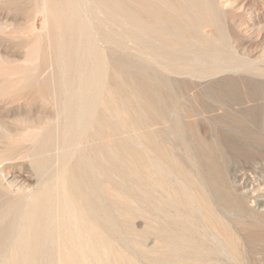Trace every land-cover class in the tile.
<instances>
[{
	"label": "bare ground",
	"instance_id": "obj_1",
	"mask_svg": "<svg viewBox=\"0 0 264 264\" xmlns=\"http://www.w3.org/2000/svg\"><path fill=\"white\" fill-rule=\"evenodd\" d=\"M126 1L52 2L56 4L54 19L60 16L65 21L64 31L56 27L51 35V30L46 33L57 40L60 63L55 77L52 73V77L32 80L41 54L34 42L37 38L28 41L26 49L20 48L22 62L20 58L16 63L15 56L11 58L15 63L0 58V264H264V208L255 206L252 175L235 168L230 181L224 178L218 147L200 133L194 138L202 148L200 162L194 165L197 175L190 169V160L188 168L185 157L177 156L164 141L170 132L181 141L190 139L186 116L196 126L193 131H199L201 115L195 106L184 102L185 117L179 115L180 93L192 91L198 97L205 88H228L239 82L259 88L264 84V57L229 63L231 50L223 48L214 58L227 63L213 70L210 50L214 55L216 43L224 37L216 34L218 28L211 32L202 22L205 15L215 20L221 0L176 3L186 16L195 17L196 25L204 24L202 28L210 32L200 36L190 29L187 32L188 28L185 31L184 25V31L180 30L181 17L169 19L165 15L169 9L160 8L174 0H136L133 6L129 0V7ZM96 7L111 14L108 34L102 35V24L94 21L97 17L91 8ZM119 19L128 25L129 37L139 42L137 48L154 45L153 60L167 64L177 77L166 74L167 65L160 68L161 63L150 72L132 61L111 67L115 59L102 42L116 47L119 35L127 34L120 33ZM141 49L140 61L154 62ZM169 62L187 63L183 70L181 63ZM127 64L132 71L124 68ZM242 70L250 72L243 77ZM199 104L204 116L210 114L218 125L229 127L231 143L245 135L247 117L242 114L246 111L240 114V109L246 105L234 106L239 112L231 108L224 112L226 107L223 111ZM125 129L133 135L126 133L129 143L120 145ZM234 147L243 151L239 145Z\"/></svg>",
	"mask_w": 264,
	"mask_h": 264
},
{
	"label": "rangeland",
	"instance_id": "obj_2",
	"mask_svg": "<svg viewBox=\"0 0 264 264\" xmlns=\"http://www.w3.org/2000/svg\"><path fill=\"white\" fill-rule=\"evenodd\" d=\"M47 1H49V2H47ZM53 1L54 0H0V40H2L4 38L2 40L3 41L2 44H0V58H3L4 60H11L12 62H14V61L16 62L17 60L19 61V59L21 58V56L18 53L19 51H21L20 48L22 50L26 49L27 48V43L32 42L35 38H37L34 42H35L36 46L37 47L39 46L38 48L41 49V54L39 55L40 58L38 59V63L35 62L36 68L38 67L35 70L36 74L34 72L33 75H32L33 77L31 76L33 78L32 80H34V81H35V79H36V81H38L39 79L42 80V78L44 79L45 77L46 78H49L47 75H49V76L51 75V77H52L53 74H54V77H55L56 74L58 75V73H57L58 70H59L58 63H60V62H58L56 60L58 58L57 57L58 56L57 55L58 54V50L56 49V47H57L56 46V43H57L56 41L57 40L56 41H53L52 39H49V36L52 34V29H54V28H55L54 31L58 27H59L58 28L59 31L60 30L61 31H64L65 29H63L64 28L63 26H65V24H64L65 21H63L62 18H60V16H56V19H54L55 10H56V4L53 5L55 3V2L52 3ZM124 1H126V0H124ZM217 1H220V0H217ZM128 2H129V0H127L124 3H127L126 5L128 6ZM130 2H132V3H130ZM130 2H129V6H131V5L133 6V4L136 2V0L135 1L131 0ZM180 2H183L181 4H184V3L187 2V0H174L172 2H167V4H164L163 6L160 5V8H162V10H165V11H166V9H169L170 10V11L167 10L166 13H165V15H167V17L169 19H171L172 16L175 17V18H178V17L180 18L181 17L180 20H179V18L176 19L177 21L179 20L177 22L179 26L182 24L180 26L181 27L180 30H183V28H184L183 25H184L186 27V28H184L185 31L188 28L187 29V32H189V29H190L191 33L193 32L194 34L196 33L195 35L200 36L199 33L200 32H205L206 33V29L207 28L211 32L214 31V30H216L218 28L216 30V32L217 31H219V32H217L216 34H219L218 35L219 37H221V36L224 37V40H218V41H220L219 42L220 44L219 43H216L217 44L216 45V48L218 46V49L217 50L214 49V51L212 50L214 55H212V52L210 50V55L213 56V57L210 56V59L211 60H208V61L211 63L212 67L214 66L213 67V70L216 69V68H219L221 66V64L227 63L226 61H223L225 63H222L220 61V58H216L217 60L214 58V56L217 54L215 52H218V50L222 51L223 48H224V50H226V52H230L229 50H231V53H228L230 55V58H228V62L229 63H230V61H232L233 63H235L237 61H241L242 59H244V60L241 61V62H244L245 60L247 61V60H249V58L252 59L253 57H264V0H221L220 1L221 2L220 3V6L221 7L218 5L221 9H220L219 13L216 14L217 16L216 15L214 16L215 17V20L212 19L213 17H210L208 15H205V16L206 17H210L209 19L206 18L205 16L203 17L204 20L202 18V20L204 21L202 23H204L207 28L206 27L202 28L204 24L203 25L201 24V26L196 25L197 24V20H194V18H195L194 16H193L194 18L188 17V15L186 16V14L183 13V10H181V8L178 6ZM47 3H49V6H47L49 8L46 7ZM217 3H219V2H217ZM53 6H54V10H52L53 9ZM169 6H170V8H168ZM219 7H218V9H219ZM98 8L97 7L95 9L94 8L93 9L91 8V11L94 10V13H95V14L94 13H91V14H93L92 16L94 17V19L96 17L98 18L97 15L101 14V15H99V18L98 19L96 18L94 21L97 20L96 21L97 25H99V23L102 24V26H99V28L101 27L100 29H101L102 35H104V33L108 34V33H110L112 31V27H110L111 26L110 25L111 24V19H110L111 18V16H110L111 14L109 13L108 10H106V8L105 9L103 7L102 8L100 7V9H98ZM175 9H177L178 11L175 10ZM47 10H50L49 13H46ZM51 10L54 11V12L52 13ZM171 10L174 11L173 12L174 15L172 14V11ZM105 11H107V12H105ZM40 12L42 14V17H41ZM169 12L171 14H168ZM178 13H181V14L178 15ZM50 15H53V16H50ZM170 15H171V17H170ZM175 15H178V16H175ZM108 16L110 18H107ZM188 18H191L190 19L191 21ZM205 18L207 20H205ZM40 19H42V20H40ZM47 20H49V21H47ZM54 20H55V22H57L58 20L59 21L61 20V21L60 22L58 21L57 24H56L54 22ZM108 20L110 21V23H109ZM208 20H210V21L212 20V22L210 23V21L208 22ZM45 21H47V22H45ZM98 21H100V22H98ZM119 21L120 22L118 23V29H119V31H121L120 33L121 34L127 33L128 31L126 30V28L129 29L128 25L127 26L124 25L125 24V21L122 22V20H120V19H119ZM181 21H183V22H181ZM195 21H196V24H195ZM188 22H190V23L188 24ZM192 22H193L194 25L192 24ZM42 23H43V25H42ZM49 23H51L52 25H50ZM59 23H62V24H60L61 26H57V25H59ZM103 23L105 25H103ZM186 24H188V25H186ZM44 25H46V26H44ZM207 25L208 26L209 25H213V26L211 28V26L208 27ZM47 26H49V27H47ZM50 26H52V27L54 26V27L52 28ZM190 26L191 27L198 26V27H196L197 29H194L195 27L194 28H191ZM172 27H173V29H175L174 26H172ZM200 27L202 29H199ZM215 27H216V29H215ZM44 29L46 31H43ZM102 29H104V30H102ZM192 29L193 30H197V31H193ZM50 30H51L50 35H47V34H49V33H47V31L50 32ZM199 30H201V31H199ZM54 31H53V33H54ZM125 31H127V32H125ZM209 31L206 34H209L210 33ZM36 33H39V34H36ZM99 33H100V31H99ZM129 34L130 33H127V34H124V35H119V37H121V40L119 39L120 42L118 43V45L115 44L116 47L113 45V43H111L113 46L111 44H109L110 42L108 43V41L107 42L106 41H103L102 42V45L103 46L106 45V46H104V48H106V49L108 48L107 51L108 52L110 51L109 54H110V56H112L111 58L115 59L113 62L110 61V62H112L111 67H113V68L114 67H120L118 65V63L121 64V63H123V61L124 62H127V61L130 62V61H132V63L138 64L139 66L140 65H142L143 67L146 66L144 68H147L149 70V72H150L152 70V68L154 67V65H157V63H158V62H156V60H153L154 58L156 59V56L154 54L155 53L154 51H156V50H154L155 49L154 45L153 46H151V45L148 46V49H149V47H151L149 49V51L150 52L152 51L153 54L150 53V52H148V49H146L147 50L146 51L144 49V47H138V48H143L141 50H144V52L145 51L147 52L146 53L147 54L146 57L147 58H150V55H151V58L154 61V62H142V61H140L141 59L137 55V53L140 54V51L137 48V45H139V42L137 40H134L135 38H134L133 35L132 36L130 35V37H129ZM33 36H35V37H33ZM39 37H40V39H39ZM122 37L124 38V41L125 42H123V38ZM125 38H127V39H125ZM5 39H7V40H5ZM47 39H49V40H47ZM50 40H51V42H50ZM41 42H42V44H40ZM0 43H1V41H0ZM50 43H51V45H50ZM52 44H53V47H52ZM25 46H26V48H25ZM219 46H220V48H219ZM53 48L56 49V50H54ZM110 48L113 50V52H111L112 50ZM118 48H120L121 50L120 49L118 50ZM228 48H229V50H227ZM55 51H57V52H55ZM146 54H144V55H146ZM229 55H228V57H229ZM231 56H232V59L233 60L231 59ZM234 56H235V58H233ZM13 57L15 58V60H14ZM49 57H50V59H49ZM215 57H218V56H215ZM236 57H238V58H236ZM40 59H41V62H40ZM218 59H219V61H218ZM20 60H21L20 62L23 61L22 58ZM46 60H49V61H46ZM213 60L217 61L216 63H218V62H220V63H218V64H216V63L215 64H212V63L215 62ZM208 61L205 60V63H204V65H206L207 67L210 66V65L208 66V63H209ZM52 62H53V64H52ZM232 62H231V64H232ZM16 63H18V62H16ZM42 63L43 64L45 63L44 64L45 66ZM151 63H153V65ZM160 63H161V65H160ZM169 63H173V62H169ZM179 63H181L183 65L182 67H183V70H184V65L187 62L186 63L185 62H183V63L182 62H176V63L174 62L173 64L176 65V64H179ZM149 64H150V66H149ZM163 64H165V63L164 62H159L158 63V65H160V68H163L162 66H166L167 65V64H165V65H163ZM181 64H179L177 66H180ZM57 65H58V67H57ZM204 65H203V67H204ZM177 66H176L175 69L181 70L182 67H180V69H178L179 67L177 68ZM124 68L128 72H129V70L132 71V69H130V64H127V67H124ZM165 68L168 71V72H166V74H169L170 73V76L173 75L174 77H177V76H175L176 73L173 72L174 70H171L168 67V65ZM167 68H169V70ZM185 68H187V67H185ZM55 69H57V72H56ZM47 70H49V71H47ZM177 70H175V71H177ZM249 72L250 71H246V70H242L241 71V73L243 74L242 75L243 77L244 76H247V73H249ZM252 74H254V73H252ZM252 74H250V76L248 74V77L251 78V75ZM255 75H258V74H255ZM252 76L254 78V75H252ZM259 76H261V79H260ZM259 76H257V78H255V79H260L259 82H261V80H263L264 78L262 79V76L263 75H261V74H259ZM237 84L238 83H236V84L233 83L232 86L233 85L234 86L231 87L229 85L228 88L227 87H222V88L221 87H218V88H221V89H217L216 87H212V88L210 87L211 89L209 88L210 89L209 90L208 88H205L206 91L204 89H203L204 92L202 91V96L203 97L202 96H199V95L197 97V95H196L197 93L195 92V94H192V91H191V93L190 92L180 93L179 94V103L181 105V107H180L181 110L178 111V113H179V115L182 118L185 117V113L183 112V108H182V105L184 104V102H188L189 104H192L193 106H195L197 108V114L200 113L198 116L201 115L200 116L201 117V121H199L200 124L198 125L199 128H197V129H199V131L196 130V132L198 131L197 133L193 131V128H195L196 126L193 125L194 124L193 122L191 124V122H189V119H187L188 117L186 116V118H184V120H187L188 121V123H187L188 124V127L187 128L190 129L189 130L190 133L188 132V135L191 134V137L188 136V139L189 138L190 139L187 142L186 141H183V140L181 141V140H179L177 138H174L175 135L173 134L174 135L173 136L171 134V132H170V134L168 133V136H170V138L168 137L167 138L168 141H166V139L164 141H165V143H167V145H170V147L174 150V152H175V154L177 156H179V155L181 156L182 155L181 157L187 158V159L184 158V162H186V163L188 162L186 164V166L188 164H190V163L193 164L191 168H190L191 165H188L189 166L188 168H190L192 170V172L194 174H196V172H198L197 171L198 169H196L197 167L194 166V165H196L198 163V161L200 162V160H198V157L201 156V149L202 148L199 147L200 145H197V141L194 138H195V136L197 134L200 133V136H202L205 140H208L209 139L208 141L214 143V145H216L218 147V148H216V150H218V152H219L218 153L219 154L218 155L219 160L222 161L221 162L222 164L220 166L222 176L230 181V179H231L230 178L231 177L230 174L233 172V170L235 168L238 171H243V172H246V173L252 175V180H256L255 181L256 184L254 186L253 194H252L253 200L255 201L254 202L255 203V206H257L259 208H264V151H263L264 150V144H263L264 143V87L262 88V86L264 84H262L261 87L259 86V88L256 86L253 89H252L251 86L249 87V85L248 84H245V83H242L241 84L239 82L240 85H237ZM243 84H245V85L243 86ZM252 86H253V83H252ZM31 88L32 87H30L28 89V91H30ZM213 88H216V89H213ZM226 88H227V90H225ZM260 88H262V89L260 90ZM36 89L37 90H35L34 93H35V96L38 98V95L37 94L39 93V91H38V88H36ZM249 92H251L250 93L251 96H249L250 95ZM257 92H258V94H257ZM27 95H28V93H27ZM187 95L189 96L188 98H187ZM183 97H184V99L186 97L187 100L186 99L184 100ZM248 97L250 98V101H249V98ZM255 97H256V99H255ZM197 99H199V100H197ZM200 99H202V100H200ZM254 99H255V101H254ZM39 100H40V98H39ZM189 100H191L192 102L189 101ZM252 101L254 102V104H253ZM130 102L132 103V101H130ZM199 102H201L202 104L209 105L210 107L215 108V109L218 108L217 110L220 109V110H223L224 111L225 110V107H226L227 110L224 111V112H227L230 108H231V110H234V112H236L238 110L235 109L234 106L235 107L237 106V108H238V105H241V106L246 105V106H244L245 109L244 108L243 109L241 108L242 110L240 109V114H241V112L244 113L246 111V113L242 114L244 116L246 115V117H247L245 119L246 121L243 120L244 121L243 123L245 124L244 127L246 126V128H245V135H242V134L239 135L238 136V139H236L237 142H233V143H234V145L236 144V145H239V146L243 147V149H241V150H243V151L246 150V151L249 152V154L248 153L247 154L246 153L241 154V152H243V151H239V149L238 148H235L234 145H233V143H231L229 137H231L232 135L228 131L229 127L226 128L227 126H225V125H222V126L218 125V123L213 120V118H212L213 116L211 117L210 114H207L206 113L207 116L205 115L206 116V118H205V116L203 115L204 114L203 113L204 111H201L202 112L201 113L200 110H198V107L200 105ZM238 102H240V103H238ZM244 102H246L247 104L244 103ZM217 110H216V112H217ZM182 115H184V116H182ZM227 118L229 120H231V118L228 117V115H227ZM172 119H173V117H172ZM228 123H230V122H228ZM213 124H215V125H213ZM2 126H3V123L2 124L0 123V127H2ZM185 126H187V125H185ZM192 131H193V133H192ZM126 133L129 134V135H133L132 132H130V131H128V130L125 129L124 132H123L124 137H125V140L123 142H121L120 145H126L127 143H129V140L126 138ZM192 134H195V135H192ZM252 136H253V138H252ZM197 138L198 137H196V139ZM211 138L212 139L214 138L213 140H215L216 143L213 142V140H211ZM168 142L170 144H168ZM29 144H30V142H29ZM236 149H238V152H237ZM252 149H254V150H252ZM190 150H192L193 152L190 151ZM200 158L201 157H199V159ZM188 159L190 160V163H189V160ZM220 161H219V163H220ZM207 163L208 162H206V165L209 166V164H207ZM216 173H218V172L216 171ZM222 176H220V177H222ZM127 180L130 182L131 181V177H128ZM123 182H124V185L126 186V180H123ZM107 204H109V206H110V200L108 198H107Z\"/></svg>",
	"mask_w": 264,
	"mask_h": 264
}]
</instances>
